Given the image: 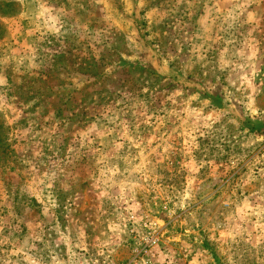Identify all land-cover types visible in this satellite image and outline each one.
<instances>
[{
	"label": "rangeland",
	"instance_id": "374dc122",
	"mask_svg": "<svg viewBox=\"0 0 264 264\" xmlns=\"http://www.w3.org/2000/svg\"><path fill=\"white\" fill-rule=\"evenodd\" d=\"M0 264H264V0H0Z\"/></svg>",
	"mask_w": 264,
	"mask_h": 264
}]
</instances>
